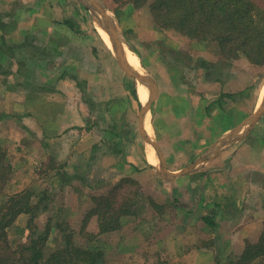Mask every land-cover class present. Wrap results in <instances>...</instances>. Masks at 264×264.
Wrapping results in <instances>:
<instances>
[{"label":"crops","instance_id":"1","mask_svg":"<svg viewBox=\"0 0 264 264\" xmlns=\"http://www.w3.org/2000/svg\"><path fill=\"white\" fill-rule=\"evenodd\" d=\"M112 2L115 4L113 0ZM127 4L131 5L133 9H137L132 4ZM42 7L46 8L45 5ZM103 7L113 21L117 37L120 40L128 63L132 67L134 66L131 62H134L136 66L138 64L140 67L137 70L143 71L150 76L154 83L153 93H151V90L149 92L145 83L121 66L112 49L110 36L103 27V32H99L95 27V22L100 23L96 19L93 20L95 30L111 50L109 55L112 58H110V61L114 60L112 62L119 66V71L115 67L106 70L108 77H112L110 82L113 83L115 77L120 74L123 78L127 77L128 79L126 85L122 86V90L119 92L114 90L109 92V88L112 89L114 85L98 88V91L101 93L107 92L108 95L100 99L104 105V110L108 103L109 107L106 110H111L113 115V129H110L107 135L112 133L114 137H118L119 139L122 137V134L124 136L128 134L131 137L134 134L132 130L122 132L120 129H115L117 128L115 126H120L121 124L126 126L130 124L132 121L131 113L133 112L137 115L138 131L145 143V146L143 144L141 156L138 154L131 156L126 161H123L121 166L118 165V167L120 166L121 171L131 176L138 172L135 179L138 180L137 182L142 190L151 191L152 189H158L166 192L168 197H165L164 200H161L163 198L158 196L162 202L157 197L155 198L156 191L153 192V199L162 203V205L169 204L170 200H172V204L179 206L178 204L182 203L186 206L188 205L187 207L190 208L187 211L182 209V213L176 212L177 215L175 213L174 215H166V213L156 212L154 215L150 214L149 218L155 221L153 231L156 230L154 232L159 235L154 239V243H150V239H152L150 238L141 253L148 264H225L227 257H232L242 252L245 239L249 240L250 237L249 228L252 225H259V222L264 220L262 207L260 210L257 209L258 203L262 206L264 205V193H260V196L255 197L250 190L255 186L264 190V132L255 140L251 136V131L261 117H263L264 110L260 118H258L249 130L242 131L241 127L255 110L259 108L262 102H259V97L260 95L263 97L261 93L262 86L259 90L256 88L254 92L256 94V101L250 107L248 91L251 86L246 84V82L244 83L245 85L242 84L244 81L243 78L246 76L245 71L241 70L243 65L240 67L241 69L236 71L234 76L231 75L227 79L222 80L218 76H210L209 78H205V80H199L194 88L192 86L187 87L186 81L181 79L182 75L178 70L179 67L174 63H164L160 59V55L158 56V53L154 55L149 54V52L147 53L145 48V51L141 50L140 45L137 44L139 41H135L134 43V39L131 38L132 36H128V39L125 38L126 41H123L118 31V24H116L110 10L104 5ZM46 14L47 12L44 16ZM46 22L39 23L38 20H34L30 24L24 23L22 27H24V30L48 31L56 28L54 25V28H51L50 21L49 23L48 20ZM63 22L73 30L77 29L70 20H63ZM147 23L152 27L151 33H149L151 36L142 37L138 30L137 33L140 38L154 41L162 37L164 31H167L153 22L151 18H149ZM132 28L134 29L135 27L129 26L126 30L129 31ZM175 33L176 37L172 36L173 39L169 40L167 38L166 41L173 43L176 40L179 43V47L184 48L187 45H192V47L195 46L203 51L201 48L204 47L200 43L197 44L196 39L190 40L177 31ZM105 36H107L108 42H106ZM167 36L170 35L167 33ZM50 37V41L48 40V42L52 44L53 48H49L50 52L48 55L34 56L31 60L38 61V66L40 64L42 66L46 61L50 63L52 58L54 59L55 54L56 56H62L71 49L65 50V47H62L65 45V42L62 34L57 29L53 31ZM243 59L240 58L241 61ZM177 64H179V61ZM59 67L58 74L56 75V80L60 81L59 86L52 84L49 79L47 83L42 78H38L37 82L33 84L30 81V85L20 84L15 86L9 85L8 83L0 91V108H4L5 104H9L15 110L12 112L9 110L6 111L11 113L17 112L23 115L21 120L13 117L1 119V121L16 122L18 136L12 140V146L16 149V156L24 159L23 161L20 160V168L23 176L28 169L26 160L29 158V155L27 156L26 154L32 148L34 151L33 154L36 157L40 156L38 157L41 166L39 171H42V174L45 175L47 172L54 170L48 173L46 179L50 181L51 188L58 189L57 197L62 195L61 193L63 192L61 191L63 190H66L67 192L65 193L69 196H74L70 186L76 187V185L73 181H69V175L64 179L65 181L58 179L59 177L57 178L60 169L58 164L51 165L52 156H49L48 161L44 160V155H46L47 148L50 146L49 141L53 142L55 141L54 139L59 140L61 138L70 139L75 136L78 138L77 142H79L86 137L89 138L88 133H90L87 130L88 125L82 127L87 121H84L80 112L73 109L72 104L67 105V99L70 98L69 93H71V90L73 93H80L81 81L83 83L85 81L83 79L80 80L79 76H77L78 73L72 71V68L74 69L73 64L69 65L64 62ZM149 67H153L155 71L150 70ZM201 67L204 68L205 65H200V69ZM25 69H27L25 65L24 68H19L16 76L18 77L20 75L19 73L22 72L26 73ZM66 69H70L71 72H68ZM145 69H149L150 74ZM108 71L112 73L110 74ZM10 73H12L11 69L3 73L1 68L0 77H5V75ZM35 76L42 77L43 72L38 71L33 77ZM252 78H254V75H252ZM26 82L27 80L25 79L24 83ZM82 91L84 90L82 89ZM98 91L96 93L100 94ZM109 93L112 96H109ZM149 93L151 95L149 109L143 121L141 118V109ZM68 100L72 102V99ZM117 102L125 105L129 102L128 107L126 106L129 109L128 113H124L126 108H121V105L117 106ZM249 108L251 109L249 110ZM43 110L47 111L44 112ZM26 111H31L29 116L24 115ZM136 111L137 113H135ZM107 112L109 113V111ZM96 124L98 123L96 122ZM147 124H149L148 131L146 130ZM73 125H80L78 127L82 128L80 129L81 131L78 130L75 132L72 129L67 135V128ZM23 126H26V128H23ZM141 127L146 130L147 135L153 140L157 150L145 140L141 132ZM237 127L240 130L237 133L238 137L235 138L232 132ZM73 132L75 133L72 134ZM55 135H60V137H55ZM0 137H3L2 134H0ZM94 137L97 140L100 139L103 141L105 139V132H97ZM162 140L165 142L176 141L173 147L169 148L170 153L161 144ZM28 142H33L31 143V148H29L30 143L28 145ZM256 143L261 146L260 149L256 148ZM78 151L75 150L74 143H72V148L69 152L71 159L75 157L74 154ZM177 155L185 156V161L177 166L169 165L171 158H176L178 157ZM204 157L205 159L202 160ZM161 163L168 172L176 173L177 175L172 178L161 175L159 172V165ZM193 164L196 165L192 169L181 172ZM71 165L77 167L76 163L72 161ZM62 173L72 175V172L68 171H62ZM142 173H147L151 180H143L142 182L138 176ZM233 173L239 176H233ZM18 181L20 185L13 192L21 191L26 187V178L19 179ZM180 189L186 190L190 195L188 197L185 195L181 198ZM173 190L174 193L169 198ZM93 191L96 192L97 190H90L89 194L84 192V199L80 200L77 205L78 213L86 214L92 208V202H89L88 196L92 195ZM63 195L65 194L63 193ZM173 197L176 198L173 200ZM216 204H218V207L213 208ZM227 204H232V209L226 207ZM245 204L246 206L251 204L256 206L255 217L248 214V207H246L245 211L243 210ZM206 213H215L214 218L216 224L212 228L206 225L202 219ZM92 216V218L90 217L92 221L97 219L95 215ZM170 220L174 221V224L166 231V225L172 222ZM118 230L116 229L113 232L115 233ZM259 233L257 230L255 234H252L254 236L256 235V238L252 237L255 239L251 238L250 240L256 241Z\"/></svg>","mask_w":264,"mask_h":264},{"label":"rangeland","instance_id":"2","mask_svg":"<svg viewBox=\"0 0 264 264\" xmlns=\"http://www.w3.org/2000/svg\"><path fill=\"white\" fill-rule=\"evenodd\" d=\"M98 1L101 5H104L110 10L112 17L116 21V24H118V31L123 41H126L125 38L128 39V36H132L131 38L134 39V43L135 41H139L137 44L140 45L141 50L145 51L146 49L147 53L149 52V54L154 55L158 53V56L160 55V59H162L164 63H174L177 67H179L178 70L182 75L181 79L186 81L187 87L192 86L194 88L199 80H205V78H209L210 76H218L222 80L227 79L231 75L234 76L236 71L242 68L241 70H244L246 75V80L244 77L242 84L245 85L244 83L246 82V84L251 86L248 91V102L250 103V107H252L256 101V94L254 93L256 88L259 90L261 86V93L263 94V97L260 95L259 102L263 100L264 67L262 65L251 63L242 56L234 60L225 59L219 54L218 44L213 39L196 41L197 44L200 43V45L205 48H201L203 51L195 46L192 47V45H187L184 48L179 47V43L176 40V42L174 41L173 43L166 41L167 38L171 40L173 39L172 36L176 37V33L174 34L175 30L173 29H166L167 31H164L162 37H159L154 41H150L151 39L147 40L146 38H140L137 33L138 30L140 31L139 34L140 36L142 35V37L151 36L149 33H151L152 27L148 25L147 22L149 18H151L154 22L147 4L139 7V9H133L131 5L114 4L112 0ZM253 1L264 6V0ZM43 5H45L46 8H43ZM48 10L50 11L48 12ZM46 12L47 14L44 16ZM67 19L74 24L75 28H77L76 30H73L63 22V20ZM95 19L96 17L93 16L89 9L85 8L79 0H0V20L5 23L3 28L0 27V61L3 63V66L10 68L13 73L7 74L5 77H0V91H2L4 86L8 85V83L9 85L15 86L20 84L30 85V81H32L33 84L34 82H37L38 78H42L44 82L47 83L49 79L52 84H57L59 86L60 81L56 80V75L58 74V69L60 68L59 66L62 63L64 64V62L69 65L73 64L74 69L72 68V71L78 73L77 76H79L80 80L83 79L85 82L83 83L81 81L80 93H73L71 90V93H69L70 98L68 99H72V102L67 99V105L72 104L73 109L80 112L84 121H87V123L83 124L82 127L88 125L87 130L90 132L88 133L89 138L86 137L79 142H77L78 138L75 136L70 139L61 138L59 140L54 139L55 141L53 142L49 141L50 146L47 148V156L44 155V160L48 161L50 158L49 156H52L51 165L58 164L60 169V173L57 175V178L59 177L58 179L65 181L64 179H66L69 175V181H73L76 185V187H73L72 185L70 186L73 190L72 192L74 196H69L65 193L67 191L63 190L61 192L65 195L61 193L62 195L57 197L58 189L51 188L52 185H50V181L46 179L48 177V173H51L54 170L47 172L45 175L42 174V171H39L41 166L40 159L38 157L40 156L36 157L33 154L34 151L31 148V143L33 142H28V145L30 143L29 148L31 149L30 151L28 150L26 154L27 156L29 155V160H26L28 169L25 171L23 176L20 168V160L23 161L24 159L16 156V149L12 146V140H14V137L16 138L18 136V132L16 131V122L0 120V134L3 136L0 137V147L5 153L4 162H7L10 165V172L7 175L8 181L5 184L4 190L6 193H12L20 185L18 184V180L26 178V187L24 189L33 190L35 193V201L37 200V196L39 197L42 195L43 191H46L47 197H45V203H42L39 211L40 213L37 218L34 219V222L39 230H43L46 223L50 221L48 238L43 246L45 255L57 248L59 245L63 244L60 230L53 226L56 222L60 221L63 225L67 224V226L72 229V240L74 243L77 245L89 246L90 248L102 249L104 251L107 264H148L141 252L145 249L147 241L150 238H152L150 239V243H154V239H156L159 235L154 232L156 230L153 231L155 221L149 218V215H154L156 213H166V215H174L175 213L177 215V213H182V209L187 211L189 207H187L188 205L186 206L182 203H179V206H177L172 204L171 202L173 201L170 200V203L163 204L164 206L162 211L158 212V209L154 207V204L151 203L149 197L151 196L153 199V192L156 191L155 198L157 197L158 200L162 202L161 200L168 197L166 195L167 193L158 189H152L151 191L142 190L141 186L137 182L138 180L135 179L138 172L131 176L130 174L128 175V173L120 170V166L123 161H126L128 158L136 154L139 156L142 155V148L143 144L145 146V143L138 131L137 115L133 112L131 113L132 121L130 124L126 126L123 124L118 126L116 124L117 126H115L117 127L115 129H120L122 132L132 130L134 134L131 137H129L128 134H126V136L122 134V137L119 139L118 137H114L112 133L107 135L110 129H113V115L111 110H106L109 107L108 103L104 110V105L100 99L101 97H106L108 95L107 92L101 93L98 91V88L114 85L116 89L114 87L112 89L109 88V92L112 90L119 92L122 90V86L126 85L128 79L127 77L123 78L120 74L119 76L115 75L116 77L113 83L110 82L112 77H108L106 70H110L115 67L117 68V71H119V66L113 63L114 60H112L113 62L110 61V58H112L109 55L111 50L105 42L102 41L101 37L95 30L93 25V20ZM31 20H38L39 23H47V20L49 23L50 21V24L52 25L51 28H54L53 25L56 26L55 29L60 31L62 34L65 42V45L62 47H65V50L71 49L68 52H65L62 56H56L55 54L54 59L52 58L50 63L46 61V63L42 64V66L41 64L38 66V61H31L34 56H42L44 54L48 55L50 52L49 48H53L52 44H50L48 40L50 41V36L55 30H24V27H22L23 24H30L33 22ZM129 26H133L135 28L127 31L126 28ZM167 33L170 36H167ZM185 37L189 38L187 36ZM189 39L191 40V38ZM15 45H17V47ZM240 58H244L243 61H241ZM202 60H204L206 64L204 68L201 67L200 69ZM178 61L179 64H177ZM9 62H13V64H10ZM23 64L25 65V68H27L25 69L26 73L22 72L24 74L23 76L22 73H19L20 75L18 74L19 76L17 77L16 73H18L17 71L19 68H24ZM149 69L155 71L153 67H149ZM149 69L145 70L150 74ZM232 69L233 71H231ZM66 70L71 72L70 69ZM38 71L43 72V76L33 77ZM108 73L111 74L112 72L108 71ZM252 75H254V78H252ZM85 77H87V79H85ZM25 79L27 80L26 83H24ZM82 89L84 91H82ZM96 91L100 92V94L96 93ZM64 95L67 96L65 93ZM109 96H112L111 93H109ZM5 105L4 108L0 109H4L5 111L15 110L9 104ZM116 105H121V108L123 109L126 108L124 113H128L129 109L127 108V105L118 102ZM250 109L251 108H249V110ZM43 111L46 112L47 110ZM64 113L66 114L65 111ZM135 113H137V111ZM249 113H251V111H249ZM96 122L98 124H96ZM78 126H69L66 130L67 135L72 129H74L75 132L82 129ZM101 131L105 132V139L103 141L100 139L97 140L94 137L97 132ZM263 132L264 115L252 129L251 136L255 140L260 137ZM57 136L58 135H55V137ZM59 137L60 135L58 138ZM72 143H74L75 150L79 151L76 152L74 154L75 157L72 156L73 158L71 159L69 152L72 148ZM175 143L176 141H161V144L165 146L168 153L171 152H169V148L173 147ZM256 148L260 149L261 146L257 144ZM177 156L178 157L176 158H171L169 165H180L186 159L183 155ZM175 159H177V164ZM71 161L76 163L77 167L72 166ZM118 165L120 166L118 167ZM62 171L72 172V175L62 173ZM142 174L138 175L142 182L143 180H151L147 173L144 175ZM233 176L239 175L233 173ZM119 182H121V186L109 193L110 190H112ZM90 190H97L96 192L93 191L92 195L97 194L105 196L109 194L111 198L116 200L115 206L117 209L115 210V214L120 217L119 221L121 222L120 228H118L119 230L117 229V232L114 233L113 230L96 236L90 235L97 232V219L92 221L91 218L93 216L91 218L89 217L84 224L82 220L85 214L77 212V205L80 200L84 199V192L89 194ZM250 190L255 197L260 196V193H264V190L258 188L257 186L252 187ZM179 192L181 198L185 195L187 197L190 195L184 189H180ZM173 193L174 190L170 193L169 198H171L170 196ZM75 194H77L76 197ZM90 196H88V199L90 200L89 202H92L91 204L93 206L94 203ZM158 196L163 199L160 200ZM174 198L176 197H173V200ZM120 204H122L124 210L128 209L131 214L122 215L123 217H121L119 211V207L121 206ZM246 207H248V214L252 217L256 216V210H260L261 207L263 209L262 212H264V205L262 206L260 203H258L257 209L256 206H253L252 204L248 206L245 204L243 206L244 211L246 210ZM28 216L29 215L25 213L20 214L14 223L9 226L8 240L12 247L19 241H25L27 239V234L29 233V229L27 228ZM95 218H97L96 215ZM173 224L174 221L169 222L168 225H166V231L171 228ZM256 226L252 225V227L249 228L250 237L249 240L245 239V241H251L250 239L252 237L256 238V235L254 236L252 234H255L257 230L261 233L264 228V220L259 222V225ZM228 258L230 257H227L225 264H228Z\"/></svg>","mask_w":264,"mask_h":264},{"label":"trees","instance_id":"3","mask_svg":"<svg viewBox=\"0 0 264 264\" xmlns=\"http://www.w3.org/2000/svg\"><path fill=\"white\" fill-rule=\"evenodd\" d=\"M113 1L117 4L130 3L136 8L147 4L158 26L173 29L199 41L213 39L218 44L219 54L225 59L234 60L242 56L249 62L264 67V6L253 0ZM4 26L5 23L0 20V27ZM205 64L206 62L202 60L201 65ZM2 67L3 73L10 70L0 61V72ZM11 112L0 109V120L6 117L22 119V114ZM30 112L26 111L24 115L29 116ZM4 157L5 153L0 147V264H107L102 249L77 245L72 240V229L60 221L53 226L60 230L63 244L45 255L43 246L48 238L50 221L43 230H39L34 219L40 213L42 203H45L46 191L37 196L36 201L35 193L31 189L6 193L4 189L8 181L10 165L4 162ZM120 186L121 182L117 183L109 193ZM90 198L94 205L82 220L85 224L89 217L96 215L97 232L90 235L96 236L120 228V217L115 214L116 200L109 194L91 195ZM149 198L158 212L162 211L163 205ZM120 205L121 217L131 214L128 209H123L122 204ZM216 207L218 204L213 208ZM226 207L232 209V204H227ZM23 213L29 215L27 218L29 233L25 241H19L12 247L8 240V229ZM214 217L215 213H206L202 219L212 228L216 224ZM227 262L228 264H264V228L256 241L246 240L242 252L228 258Z\"/></svg>","mask_w":264,"mask_h":264},{"label":"water","instance_id":"4","mask_svg":"<svg viewBox=\"0 0 264 264\" xmlns=\"http://www.w3.org/2000/svg\"><path fill=\"white\" fill-rule=\"evenodd\" d=\"M79 1L86 8L89 9V11L92 13V15L96 17V20L100 23V25H102L104 30L110 36L112 49H113L114 53L116 54V57L118 58V61L120 62L121 66L123 68H125L128 72L135 75L140 81L145 83L147 88L149 89V92L151 90V93H153L152 90L154 89V83H153L152 78L150 76H148L146 73H144L143 71H139L135 67H132L128 63L126 56L124 54V51L122 49L120 40L117 37L116 29H115V26L113 24V21L107 15L106 10L103 7V5H101L97 0H79ZM150 97H151V95L149 93L148 98H147L146 102L143 104L142 109H141V116H142L141 118L143 119V121H144V116L149 109ZM263 110H264V98H263L259 108L257 110H255V112L246 120V123L241 126L242 131L249 130L252 127V125L258 120V118H260ZM239 130H240L239 127H237L236 129L233 130L232 134H233V136L235 135V138L238 137L237 133L239 132ZM141 132H142L145 140H147V142H149L151 145H153L154 148L156 149L155 143L147 135L146 130H144L143 127H141ZM204 159H205V157L202 158V160H204ZM206 159H207V157H206ZM195 165L196 164L190 165L187 168L183 169L181 172H186V171L192 169ZM159 168H160L159 172L163 176L172 178V177L177 175L176 173L168 172L162 163L159 165Z\"/></svg>","mask_w":264,"mask_h":264},{"label":"bare ground","instance_id":"5","mask_svg":"<svg viewBox=\"0 0 264 264\" xmlns=\"http://www.w3.org/2000/svg\"><path fill=\"white\" fill-rule=\"evenodd\" d=\"M95 27H96V29L99 31V32H103V29H102V26L100 25V24H98V23H96L95 22ZM107 36H105V40H107L106 42H108V39L106 38ZM131 62V61H130ZM132 64H133V66L137 69V68H139L140 66L137 64V66H136V64L134 63V62H131ZM146 92V91H145ZM147 117H148V115H147ZM148 129H149V124H147V126H146V130L148 131ZM157 163V162H156Z\"/></svg>","mask_w":264,"mask_h":264}]
</instances>
